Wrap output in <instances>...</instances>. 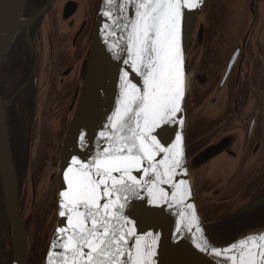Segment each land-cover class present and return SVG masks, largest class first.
<instances>
[{
	"label": "flooded vegetation",
	"instance_id": "af4514ba",
	"mask_svg": "<svg viewBox=\"0 0 264 264\" xmlns=\"http://www.w3.org/2000/svg\"><path fill=\"white\" fill-rule=\"evenodd\" d=\"M100 2L26 0L0 65L27 264H43L55 223L60 147ZM185 70L186 158L207 232L218 243L264 230V203L248 207L264 193V0H206ZM4 216L0 248L12 256Z\"/></svg>",
	"mask_w": 264,
	"mask_h": 264
},
{
	"label": "snow or ice",
	"instance_id": "6c2138e0",
	"mask_svg": "<svg viewBox=\"0 0 264 264\" xmlns=\"http://www.w3.org/2000/svg\"><path fill=\"white\" fill-rule=\"evenodd\" d=\"M200 2L104 0L109 10L103 15L112 22L105 29L111 36L121 33L124 41L113 42L110 50L117 59L123 56L127 67L119 77L115 110L99 133L104 143L90 161L72 157L63 173L67 188L60 192L59 216L67 224L57 229L48 264H156L159 234H138V222L125 211L130 200L144 199L142 192L153 207L176 209V233L191 234L194 247L218 264H264V234L247 235L223 249L212 244L189 202L190 185L176 179L187 175L181 134L167 146L153 134L164 124L183 125L177 117L186 89V10ZM129 6L131 18L125 14ZM130 72L141 80L133 82ZM80 141L87 145L85 133Z\"/></svg>",
	"mask_w": 264,
	"mask_h": 264
},
{
	"label": "water",
	"instance_id": "95a60500",
	"mask_svg": "<svg viewBox=\"0 0 264 264\" xmlns=\"http://www.w3.org/2000/svg\"><path fill=\"white\" fill-rule=\"evenodd\" d=\"M26 0H0V65L2 59L17 32L26 23L22 19ZM206 0H201L199 7L193 10H186V23L183 34V47L185 64L188 47L192 38L193 31L199 20V16L204 7ZM109 10L104 0H101L97 10L96 21L93 28L92 40L90 44V54L88 68L85 79L78 86L68 114V125L63 135L60 147L59 163L57 169V209L55 223L50 233L46 254L43 264H48V253L53 240L57 239V229L66 226V218L59 216L60 211V192L67 188L63 178V173L71 165L72 157H77L84 161H90L98 151V145H102L99 133L106 130L108 118L115 110L116 101L120 93V74L127 66L122 63L123 56L117 59L111 49L113 42L119 40L122 35L117 32V36L109 35V30L105 29V24L111 26L112 22L103 15V12ZM114 15H120L118 11L112 9ZM126 15L130 18L134 16V10L129 6ZM116 31L115 28H111ZM116 51H119L117 49ZM130 78L133 82L140 81L141 78L130 72ZM186 89L182 102V112L178 114L177 120L183 119V125L178 122L164 124L161 128L156 129L153 133L166 146L175 141V136L180 133L183 139L184 150V168L187 175L181 174L176 179H184L191 187V200L196 208L205 234L210 238L204 221L199 213L194 197V179L196 170L188 166L185 150V98L187 92V74L185 70ZM139 86V84H138ZM81 133H85L88 138L87 145H82L80 141ZM139 175V174H137ZM0 183L6 220L9 225V238L12 248L10 264H27L28 263V237L23 220L19 213L18 206V183L15 168L12 159L11 147L7 130V118L5 103L0 98ZM167 187V186H165ZM144 197L141 199H132L125 210L131 213L129 219H135L138 222L137 233L145 234L153 232L159 234L160 241L157 248L156 264H218L217 258H213L205 253H201L194 247L191 234L182 232L177 234L175 231V221L177 219L176 209H163L153 207L147 203V193H141ZM264 203V193L252 200L248 207L252 208ZM194 231V229H193ZM264 234V230L248 233L224 244H217L211 238L214 246L223 249L232 242L244 238L247 235ZM199 238L200 234H196ZM146 239H150L146 237Z\"/></svg>",
	"mask_w": 264,
	"mask_h": 264
},
{
	"label": "trees",
	"instance_id": "16d2710c",
	"mask_svg": "<svg viewBox=\"0 0 264 264\" xmlns=\"http://www.w3.org/2000/svg\"><path fill=\"white\" fill-rule=\"evenodd\" d=\"M2 199L3 198H2V190H1V183H0V224L1 223H5V216H4V209H3L4 206H3ZM225 242H227V241H220L218 243L219 244H223ZM0 256H1V262H0V264H10L11 255L8 253V257H9V259H8L7 258L6 251H4L3 248H0ZM7 259H8V261H7Z\"/></svg>",
	"mask_w": 264,
	"mask_h": 264
},
{
	"label": "rangeland",
	"instance_id": "374dc122",
	"mask_svg": "<svg viewBox=\"0 0 264 264\" xmlns=\"http://www.w3.org/2000/svg\"><path fill=\"white\" fill-rule=\"evenodd\" d=\"M7 254V258H8V253H6ZM8 260V259H7ZM0 262H1V256H0Z\"/></svg>",
	"mask_w": 264,
	"mask_h": 264
}]
</instances>
